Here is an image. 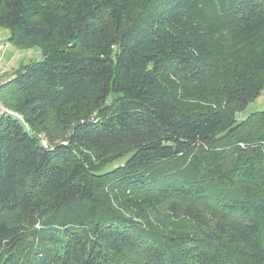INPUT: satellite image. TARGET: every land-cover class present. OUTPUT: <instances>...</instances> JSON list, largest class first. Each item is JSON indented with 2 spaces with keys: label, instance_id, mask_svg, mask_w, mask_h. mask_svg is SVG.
I'll return each mask as SVG.
<instances>
[{
  "label": "trees",
  "instance_id": "1",
  "mask_svg": "<svg viewBox=\"0 0 264 264\" xmlns=\"http://www.w3.org/2000/svg\"><path fill=\"white\" fill-rule=\"evenodd\" d=\"M0 29L41 50L0 82V264H264V0H0Z\"/></svg>",
  "mask_w": 264,
  "mask_h": 264
},
{
  "label": "rangeland",
  "instance_id": "2",
  "mask_svg": "<svg viewBox=\"0 0 264 264\" xmlns=\"http://www.w3.org/2000/svg\"><path fill=\"white\" fill-rule=\"evenodd\" d=\"M8 32L0 29V82L12 75V71L17 70L20 65L28 62L39 61L41 59V50L39 47L21 50L15 46H7L5 49L4 42L7 41ZM234 50V46L229 47L228 54L230 55ZM230 59V57H229ZM264 110V88L260 95L251 102L245 110L241 113L240 118H244L248 114Z\"/></svg>",
  "mask_w": 264,
  "mask_h": 264
},
{
  "label": "crops",
  "instance_id": "3",
  "mask_svg": "<svg viewBox=\"0 0 264 264\" xmlns=\"http://www.w3.org/2000/svg\"><path fill=\"white\" fill-rule=\"evenodd\" d=\"M0 46H1V45H0ZM6 47H7V45H6V44H4V47H1V48H4V49H5Z\"/></svg>",
  "mask_w": 264,
  "mask_h": 264
}]
</instances>
